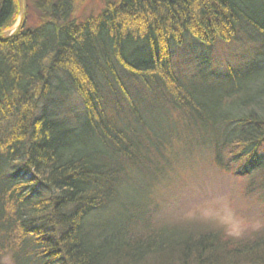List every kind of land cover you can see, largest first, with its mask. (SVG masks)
<instances>
[{
  "label": "trees",
  "instance_id": "1",
  "mask_svg": "<svg viewBox=\"0 0 264 264\" xmlns=\"http://www.w3.org/2000/svg\"><path fill=\"white\" fill-rule=\"evenodd\" d=\"M25 1L22 22L5 35L23 9L0 0V264H264V227L234 237L164 225L136 199L122 200L134 171L161 177L153 158L169 147L154 143L144 154L146 131L115 110L123 95L138 111L125 72L200 130L185 150L204 148L264 201V42L250 64L219 73L202 95L173 63V48L188 38L231 43L250 27L264 37V6L117 0L76 19L75 0Z\"/></svg>",
  "mask_w": 264,
  "mask_h": 264
},
{
  "label": "rangeland",
  "instance_id": "2",
  "mask_svg": "<svg viewBox=\"0 0 264 264\" xmlns=\"http://www.w3.org/2000/svg\"><path fill=\"white\" fill-rule=\"evenodd\" d=\"M20 1L22 4V0ZM110 1L117 0H75L76 16L85 19L98 15ZM257 4L264 6V0H258ZM25 10L26 1L24 12L12 30L3 32L5 35H11L19 27ZM263 39V36L253 30H243L239 38L231 43L218 42L213 46L188 38L182 47L173 48L174 68L184 83H191L192 87L200 90H194L195 93L202 95L219 73H226L229 69H244L250 64L260 51ZM121 76L126 88L130 89L138 111L132 110L131 101L123 95L120 97L122 106L115 110L121 114L125 123L132 122V126L139 125L146 131L143 134L146 141L144 154L153 149L154 143L161 147L165 144V149L169 147L164 152L160 149L162 159L151 157L162 170L161 177L155 180L154 175L134 171L124 184L126 197L123 196L122 200L136 199L135 202L146 213L154 214L156 219L153 218V221L164 225L187 223L221 228L234 237L262 229L264 201L257 195L252 196L250 192L251 195L245 193L249 179L234 177L229 172L218 169L212 163L210 153L202 147L199 150H185V144H190L201 136L200 130L192 126L188 118L174 109L165 97L156 99L144 86H139L131 75L122 72ZM201 76L207 78L206 83ZM220 83L223 81L214 82L215 88ZM69 103L75 113L81 111V104L73 94ZM231 103L233 102L229 101ZM231 109L236 113L237 107ZM155 129L164 130L157 132ZM144 189L147 193L143 192ZM237 224L240 225L239 228ZM9 260L6 259L5 264H11Z\"/></svg>",
  "mask_w": 264,
  "mask_h": 264
},
{
  "label": "bare ground",
  "instance_id": "3",
  "mask_svg": "<svg viewBox=\"0 0 264 264\" xmlns=\"http://www.w3.org/2000/svg\"><path fill=\"white\" fill-rule=\"evenodd\" d=\"M75 12H76V11H74V17H75L76 19H80L79 17L76 16V13H75ZM252 30H253L254 32L260 34L259 32H257V31L255 30V28H253V27L248 28V31H252ZM260 35H261V34H260ZM175 70H176V69H175ZM176 72H177V71H176ZM210 87H211V85H208V87H207V89L205 90V92H206V91H209V90L211 89ZM197 91L200 92V90H198V89H197ZM209 92H210V91H209ZM198 97H199V98H202V96H198Z\"/></svg>",
  "mask_w": 264,
  "mask_h": 264
},
{
  "label": "water",
  "instance_id": "4",
  "mask_svg": "<svg viewBox=\"0 0 264 264\" xmlns=\"http://www.w3.org/2000/svg\"><path fill=\"white\" fill-rule=\"evenodd\" d=\"M22 7H23V11L22 12H24V9H25V0H22Z\"/></svg>",
  "mask_w": 264,
  "mask_h": 264
},
{
  "label": "clouds",
  "instance_id": "5",
  "mask_svg": "<svg viewBox=\"0 0 264 264\" xmlns=\"http://www.w3.org/2000/svg\"><path fill=\"white\" fill-rule=\"evenodd\" d=\"M240 227V225L239 224H237V228H239ZM238 234V233H237Z\"/></svg>",
  "mask_w": 264,
  "mask_h": 264
}]
</instances>
